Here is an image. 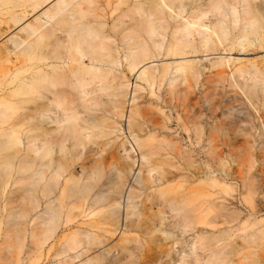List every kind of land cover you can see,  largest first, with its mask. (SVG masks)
I'll use <instances>...</instances> for the list:
<instances>
[{"label": "bare ground", "instance_id": "6f19581e", "mask_svg": "<svg viewBox=\"0 0 264 264\" xmlns=\"http://www.w3.org/2000/svg\"><path fill=\"white\" fill-rule=\"evenodd\" d=\"M35 1L40 10L56 0ZM123 3L126 8L120 24L114 27L115 37L120 36L124 43L123 50L115 47V37L104 31L105 18L94 15L81 21L75 17L79 5L70 14L67 10L73 3L58 0L57 13L43 12L50 20L57 15L66 17L70 47L77 52L71 64L65 62L64 52L49 49L50 40L53 47L64 46L65 39L55 35L54 27L42 32L45 23L38 20V25L28 23L21 28L35 39L24 50L38 52L36 65L40 69L14 90L15 93L22 89V98L0 100V220L4 219L1 214L12 187L26 190L31 205L20 212L23 221L17 236L11 229L1 234L4 246L18 239V253L13 255L17 264H24L25 254L30 260L28 264H149L147 247L163 241L156 239L157 233L169 240L181 238L188 230L195 231L197 242L200 239L199 248L212 247L211 237L198 236V226L213 227L217 218L198 219V202L192 192L185 193L183 186L171 185L183 176L180 166L188 154L177 138L180 134L167 132L142 111L137 93L144 89L142 83L152 93L166 84L174 93H182L188 75L195 74L193 64L181 61L174 66L170 63L157 66L154 62L162 55L160 51L166 48V57L184 60L191 49L198 47L193 35L200 32L199 27L210 28L220 40L230 38L225 10L236 14L239 4L243 19L248 21L251 33H255L264 21V0L259 4L257 0H124ZM208 14L216 17L210 25L203 23ZM13 19L19 24L24 16ZM212 42L208 38L201 40L203 44ZM126 66L135 83H131L126 73L118 71V67ZM235 80L237 87L240 80ZM255 86L256 81L253 85L243 82L237 88L251 101L260 97ZM97 92L106 100L92 98ZM233 96L239 101L237 94ZM89 107H96L102 119L84 120L82 113L90 111ZM246 107L244 103L234 105L232 108L237 109L233 113L226 106L222 112H229V118L213 122L212 127L228 130L226 142H240L235 130L249 121L252 125ZM211 115L216 112L212 110ZM177 116L181 121L180 110ZM118 133L128 134L125 141L120 140ZM198 133L201 137L200 122ZM115 134L127 156L123 157L126 160L123 165L115 164L112 157L106 160L107 147L116 143L110 139ZM102 139L108 142H99ZM127 144L131 145L130 151ZM88 145L92 146L89 151L94 158L89 159L82 167V176L77 177L73 167ZM208 181L216 187L215 179ZM69 191L74 198L72 202L67 200ZM219 191L227 193L224 188ZM76 197L82 198L81 207ZM102 208L103 221L91 220ZM153 208L156 212H151ZM222 254V250L214 254L215 264H230Z\"/></svg>", "mask_w": 264, "mask_h": 264}, {"label": "rangeland", "instance_id": "374dc122", "mask_svg": "<svg viewBox=\"0 0 264 264\" xmlns=\"http://www.w3.org/2000/svg\"><path fill=\"white\" fill-rule=\"evenodd\" d=\"M56 1L38 10L35 0H0V100L22 98L23 90L15 93L14 90L23 80L40 69L36 65L40 56L38 52L25 53L24 49L28 44L34 43L35 39L21 30L24 25L45 23L42 32L54 27L55 35L65 39L64 46L53 47L50 40L47 41V44H50L49 49L53 51L55 49L57 53L64 52L63 57L68 64H71L73 57L77 56L76 50L70 47L66 17L57 15L50 20L43 14L47 11L52 14L57 13L59 5L55 4ZM262 1L257 0V3ZM67 2L73 3V7L67 10L70 14H73L74 6H80L75 17H79L81 21L94 15L105 18L103 20L107 21V26L104 31L115 37L114 27L120 24L122 11L126 8L124 0H67ZM241 5L236 6V14H232L228 8L225 10L231 31L230 38L220 40L213 36L210 28L199 27L200 32L193 35L198 47L191 49V53L184 60L180 57H166V48L160 51L162 55L154 62L157 66L163 63L174 66L175 62L181 61H189L193 64L195 74L188 75V81L182 86L185 88L182 93H174L167 84L160 90L154 89L152 93L148 85L140 84L144 88L137 93L140 109L156 119L159 126L167 132L179 133L180 136L177 138L184 151L187 150L184 153L188 152L184 156L185 159L183 158L184 163L182 162L180 166L183 176L177 178L171 185L183 186L185 193L192 192L198 202V219L216 217L218 220L213 227L198 226V236L211 237L212 247L199 248L200 239L198 242L194 239L195 231L188 230L181 238L177 239L175 236L169 240H165L164 236L157 233L156 239L163 241L152 243L147 247L149 264H215L213 256L218 250H222V255L228 258L230 264H264V143H262L264 21L257 32L251 33L248 21L243 19ZM15 16H24V20L16 24L13 19ZM214 20L216 17L211 14L203 17V23L206 25H210ZM203 38L211 39L213 42L203 44L201 43ZM115 39L114 46L123 50L124 43L121 42L120 36H116ZM85 63L89 62L85 59ZM118 71L126 73L131 83L136 82L127 66L118 67ZM233 75L236 78L233 79ZM235 79L240 80L239 85L243 82L253 85L256 81L255 87L259 90L260 97L248 101L250 98H245L246 94L241 88H237L239 85L236 87L238 82H235ZM234 94L238 95L239 101L234 99ZM92 98L106 100L101 92H97ZM240 103H244V106L250 109L248 111L251 113L252 125L249 121L244 123L243 128L241 125V128L235 130L240 142H226L229 137L228 130L214 128L212 124L215 120L223 121L229 118V112L225 114L222 112L224 107H230V112L235 113L237 108L232 107ZM89 108L90 111L85 112L87 111L85 110L82 113L84 120L88 121L91 117L102 119L96 107ZM177 110L182 113L181 121L178 119ZM212 110L216 112L215 116L211 115ZM232 116L237 117L236 114ZM178 122L183 125L180 126ZM198 122L202 127L201 137L198 133ZM126 135L128 134H117L122 141H125ZM115 136L116 134L110 138L115 139L116 143L107 147L106 160L108 162L109 157H112L115 164L123 165L126 161L123 157L127 156ZM99 142H108V140L102 139ZM89 147L92 146L88 145L87 150L84 149L81 160L73 167L77 177L82 176V167L87 165L90 158H94ZM126 147L130 151L131 145L127 144ZM170 151L174 153L173 148ZM135 169L138 171L137 167ZM208 178L216 180L214 183L216 187L211 185ZM122 180H125L124 176ZM72 185L71 183L70 187ZM219 188L226 189L227 193H220ZM71 196L72 191H69L67 194L69 202L74 200ZM6 198V209L1 214V219L3 215L4 219L0 220V264H17L13 261V255L18 253V239L4 246L1 234L5 230H13L14 235H18L23 221L19 217L20 212L25 206L30 205V199L26 190L19 189V186L12 187ZM76 198L79 200L78 206L81 207L82 198ZM71 206L72 204L69 205L70 208ZM101 210L103 208L98 210L97 215L91 220L102 222L104 213ZM151 212H156V208ZM154 219L157 220L156 217ZM22 257L24 264L30 262L26 254Z\"/></svg>", "mask_w": 264, "mask_h": 264}]
</instances>
